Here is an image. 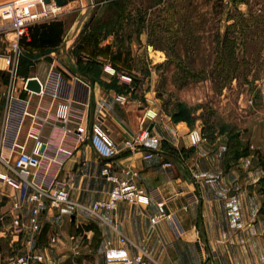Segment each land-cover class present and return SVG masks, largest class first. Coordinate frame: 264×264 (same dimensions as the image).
<instances>
[{
	"label": "crops",
	"instance_id": "obj_1",
	"mask_svg": "<svg viewBox=\"0 0 264 264\" xmlns=\"http://www.w3.org/2000/svg\"><path fill=\"white\" fill-rule=\"evenodd\" d=\"M58 20L64 24L62 43L40 52L34 72L17 76L7 89L8 97L29 99L30 114L36 115L27 119L18 148L40 144L48 159L62 163H51L50 169L58 171L72 204L45 210L42 229L32 239L27 228L31 189L0 181V264L30 250L43 257L36 264H264V110L233 132L215 129L206 135L198 118L192 125L175 121L152 92L143 97L127 92L132 80L113 68L123 60L105 56L115 49L112 34L76 45L74 54L71 45L80 27L66 30L65 21ZM59 56L64 65L57 63ZM52 72L63 81L58 98L23 90V81L38 79L44 85ZM118 95H126L128 102L120 105ZM95 122L121 148L112 171L144 191L143 201L119 202L98 215L87 208L109 197L112 186L101 175L104 162L89 141L67 133L77 127L90 133ZM144 129L150 133L145 145L124 149L125 141ZM192 130L204 137L197 146L188 137ZM147 154L151 157L145 159ZM0 157H17L3 138ZM0 173L9 174L1 160ZM159 203L164 216L153 223ZM14 218L23 227L19 235Z\"/></svg>",
	"mask_w": 264,
	"mask_h": 264
},
{
	"label": "rangeland",
	"instance_id": "obj_2",
	"mask_svg": "<svg viewBox=\"0 0 264 264\" xmlns=\"http://www.w3.org/2000/svg\"><path fill=\"white\" fill-rule=\"evenodd\" d=\"M92 2L89 13L84 0H75L33 24L63 19L66 30L80 27L71 45L74 54L76 45L88 44L85 37L95 32V26L102 36L112 34L115 49L105 56L119 53L122 65L113 68L132 80L127 92L138 97L152 92L172 118L181 117L190 125L198 118L206 135L215 129L233 132L264 110V0ZM31 8L40 11V6ZM4 11L0 9V55L9 52L15 67L10 72L0 61V140L8 83L34 72L42 56L26 51L20 43L13 51L18 40L13 16L3 17ZM116 19L118 24L113 25ZM226 32L236 46L233 54L221 56L219 43ZM222 58L229 63L228 70L220 65ZM57 63L64 65L65 59L59 56Z\"/></svg>",
	"mask_w": 264,
	"mask_h": 264
},
{
	"label": "built area",
	"instance_id": "obj_3",
	"mask_svg": "<svg viewBox=\"0 0 264 264\" xmlns=\"http://www.w3.org/2000/svg\"><path fill=\"white\" fill-rule=\"evenodd\" d=\"M26 0H10L0 5V9L9 8L10 12L2 14L3 17H12V25L15 28L16 38L13 51L16 52L19 48V39L27 32V28L37 22L48 18L51 14H55L59 8L53 3L44 4L35 2L32 4H23ZM21 4V5H20ZM40 6V11H31V7L36 8ZM11 8H14L13 10ZM15 58V57H14ZM7 52L0 55V59L4 60L10 72L15 67V59ZM39 86V92H33L27 89L29 80L23 81V90L30 93L34 97L49 96L53 99L61 95L63 81L60 75L52 72L48 81L43 85L36 79ZM116 101L120 105L128 102L126 95H118ZM6 107V117L4 121L3 140L4 144L8 147L10 152H17L15 160L11 159L0 160L3 166L9 171V174L0 173V181L3 183L20 185L25 183L30 189L31 193L28 197L30 204V213L28 218L27 228L31 234L32 239L35 238L42 229V221L40 220L41 214L47 209H56L64 205L72 204L68 198V192L63 183L58 180V171L52 172L50 169L51 163L60 167L62 163L56 159H48L42 151L40 144L32 149H27L25 146L18 148L19 139L21 137L22 129L26 124L28 118L36 119V115L30 114V100L21 99L13 95H9ZM150 119V115L147 116ZM75 133L78 141H89L93 147L97 157L104 162V167L101 171L103 178L111 184V190L107 200L96 201L91 208L87 210L93 215H98L100 211H112L116 208L119 202L128 204H137L144 199V191L139 188L131 180H124L112 171L111 161L120 154L121 148L114 143L108 136L106 131L102 128L99 122L92 124L90 133L84 131L81 127L75 130H68L67 133ZM189 140L192 146L200 144L204 137L199 130H192L188 133ZM150 138L149 130L144 129L132 139L125 141L124 149L129 151H137L145 145ZM151 155L144 156L145 159L150 158ZM47 162L45 166L44 162ZM159 215L152 218V222H156L160 217L164 216L163 203L158 204ZM12 225L15 234L19 235L23 232V227L19 218L12 220ZM43 257L34 251H26L17 255L9 261L8 264H36L41 263Z\"/></svg>",
	"mask_w": 264,
	"mask_h": 264
},
{
	"label": "trees",
	"instance_id": "obj_4",
	"mask_svg": "<svg viewBox=\"0 0 264 264\" xmlns=\"http://www.w3.org/2000/svg\"><path fill=\"white\" fill-rule=\"evenodd\" d=\"M118 19L115 21L113 20V25L117 23ZM112 23V22H111ZM108 22H105V26H108ZM118 24V23H117ZM235 26V25H234ZM95 27H97L95 29ZM95 32L89 33L85 39L87 43H97L99 39L105 36H102L99 32V26H95ZM230 27H228L229 29ZM64 35V24L61 20H50L45 22L36 23L33 25H30L27 28V32L19 39L20 46H22L26 51H38V52H45L50 51L53 49L58 48V46L62 43V38ZM220 46V54L221 56H224L225 53H228V55L233 54L236 46V42L234 39H230L229 35L224 34L223 37L220 40L219 43ZM114 60H120L119 53L114 54L113 57ZM222 68H226L229 63H225L223 58L219 62ZM233 72V70H231ZM229 73V72H228ZM175 121H185V119L179 118H173ZM231 137V136H230ZM235 138L234 135H232L231 138ZM261 165L264 169V157L261 158Z\"/></svg>",
	"mask_w": 264,
	"mask_h": 264
},
{
	"label": "water",
	"instance_id": "obj_5",
	"mask_svg": "<svg viewBox=\"0 0 264 264\" xmlns=\"http://www.w3.org/2000/svg\"><path fill=\"white\" fill-rule=\"evenodd\" d=\"M10 0H0V5L5 3V2H8ZM44 2V4H51L53 3L56 7L58 8H62L64 6H66L67 4L75 1V0H42ZM85 3H86V10H87V13H89L90 9L93 7V2L92 0H84ZM27 89H29L30 91H33V92H39L40 91V86L37 82L36 79H30L27 83Z\"/></svg>",
	"mask_w": 264,
	"mask_h": 264
},
{
	"label": "bare ground",
	"instance_id": "obj_6",
	"mask_svg": "<svg viewBox=\"0 0 264 264\" xmlns=\"http://www.w3.org/2000/svg\"><path fill=\"white\" fill-rule=\"evenodd\" d=\"M36 1L40 2L41 0H26V2H24L23 4H34ZM2 9H5L3 14H7L8 12H10L9 8H2ZM11 9L13 10L14 8Z\"/></svg>",
	"mask_w": 264,
	"mask_h": 264
}]
</instances>
